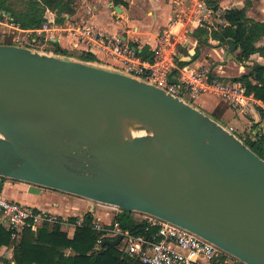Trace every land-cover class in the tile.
Returning <instances> with one entry per match:
<instances>
[{"label":"water","instance_id":"obj_1","mask_svg":"<svg viewBox=\"0 0 264 264\" xmlns=\"http://www.w3.org/2000/svg\"><path fill=\"white\" fill-rule=\"evenodd\" d=\"M0 177L155 216L264 264V158L190 102L123 72L0 43Z\"/></svg>","mask_w":264,"mask_h":264},{"label":"built area","instance_id":"obj_2","mask_svg":"<svg viewBox=\"0 0 264 264\" xmlns=\"http://www.w3.org/2000/svg\"><path fill=\"white\" fill-rule=\"evenodd\" d=\"M172 4L171 18L159 31L146 58L120 34H108L87 23L71 20L64 25H50L46 22L35 29L51 36L53 32H66L78 44H84L88 52L102 51L121 61L123 73L161 87L191 104L202 95H214L238 109L247 107L254 101V94L248 92L243 80L218 76L206 64L195 68L178 64V59H182L180 49L193 38L195 26L206 23L218 27V9L209 0H172ZM139 214L144 219L132 225L141 227L143 234L123 229L116 219L105 223L93 217L92 228L99 233L94 249L102 250L105 240L122 235L117 245L119 250L140 264H232V255L195 233L155 216ZM61 220L57 214L8 199L0 192V223L11 230L14 239L27 228L33 231L39 224Z\"/></svg>","mask_w":264,"mask_h":264},{"label":"crops","instance_id":"obj_3","mask_svg":"<svg viewBox=\"0 0 264 264\" xmlns=\"http://www.w3.org/2000/svg\"><path fill=\"white\" fill-rule=\"evenodd\" d=\"M72 12L62 13L63 22L57 23L59 12L57 9L46 8L45 18L50 25L66 24L75 20L79 23H87L108 34H120L128 43L139 48L143 57L150 56L151 48L156 43V38L161 28L169 21L172 15V0H71ZM218 6L217 24H227L224 13L229 9L246 10L248 18L264 22V0H215ZM121 11H117L116 6ZM11 13L0 11V43L29 46L33 49L62 55L68 59L85 61L81 58L83 53H90L84 44H78L76 38L66 32L37 31L35 28H21L11 22ZM54 38V39H53ZM257 47L264 46V36L255 44ZM197 46V39L192 38L187 45L180 50L189 51L191 47ZM65 51V53H63ZM240 49L230 50L229 45L213 48L204 44L200 45V55L195 61L185 65L190 68L198 67L201 64L208 65L215 74L224 77H240L252 72L254 66L264 67V54L256 52L248 59L240 61L237 57ZM95 56L96 60L88 62L96 66L104 67L114 71L123 72L122 62L116 58L109 57L106 53L99 51ZM87 62V61H85ZM252 85H261V82L253 76L249 77ZM211 96L214 99L209 103L205 97ZM244 109H238L230 103L214 95H202L196 99L193 105L205 113L212 116L225 127L232 129L243 140L264 135V100L257 98ZM235 114V122H231L230 114ZM233 114V113H232ZM222 119H228V124H224ZM239 122L243 123L239 126ZM0 192L11 200L19 201L23 204L45 209L48 212L61 217L58 223L39 224L34 233L47 226L53 229L59 226L61 231L72 238L76 228L84 222V216L90 212L93 217L100 218L105 223H112L117 214L113 212L100 213L95 205L87 203V199H75L68 193L45 188L23 181L5 179L0 180ZM108 214L109 219H104ZM70 218H76L75 221ZM81 222V223H78ZM17 238H12L9 246L0 248V264H15L14 249L18 242ZM66 255H73L75 252L71 248L64 249ZM4 257V258H3Z\"/></svg>","mask_w":264,"mask_h":264},{"label":"trees","instance_id":"obj_4","mask_svg":"<svg viewBox=\"0 0 264 264\" xmlns=\"http://www.w3.org/2000/svg\"><path fill=\"white\" fill-rule=\"evenodd\" d=\"M119 2V0H115ZM251 0L247 3L250 4ZM209 3L218 8L215 0ZM26 10L14 11L7 0H0V11L11 13V22L21 28H39L43 23L48 22L45 18L46 8L57 9L59 16L57 22H63L62 13H71V0H28ZM227 22L225 25L213 27L206 23L197 25L193 29V37L197 39L196 54L192 61L200 55V45L217 48L226 44L232 39L240 49L237 57L240 61L248 59L252 54L261 52L264 54V46L257 47L256 42L264 36V22H258L247 17L245 8L229 9L224 13ZM188 54V51H185ZM65 53V51H63ZM81 58L87 62L96 60L90 53H83ZM191 61V62H192ZM189 61L178 59V64L182 67L189 64ZM250 76L259 80L261 85H252ZM243 80L247 85L249 93H253L257 98L264 100V67L254 66L249 74L236 77ZM251 148L264 158V135L248 139L246 141ZM0 180L5 178L0 177ZM130 211L121 210L116 216L117 222L123 229H130L135 234H143L141 227H134L130 221ZM75 221L76 218H70ZM93 216L88 212L84 217V222L76 228L72 238L67 233L61 231L59 226L53 229L45 226L34 234L32 229L27 228L22 233L20 241L14 249L15 264H140L124 256L118 246L104 245L102 250L96 251L95 244L99 237L92 228ZM12 241L11 230L0 223V248L9 246ZM74 250L73 255H66L64 249ZM237 264H243L241 262Z\"/></svg>","mask_w":264,"mask_h":264},{"label":"rangeland","instance_id":"obj_5","mask_svg":"<svg viewBox=\"0 0 264 264\" xmlns=\"http://www.w3.org/2000/svg\"><path fill=\"white\" fill-rule=\"evenodd\" d=\"M7 4L14 10V11H17V12H19V11H23V10H26V8H27V4H28V0H7ZM194 47V46H193ZM192 48V47H191ZM200 49V48H199ZM190 50V49H189ZM235 53H236V50H235ZM180 54L182 55V58L183 57H187L188 55H189V51H188V54H186V52H182V50H180ZM205 99L207 100V101H209V103H212L213 101H214V99L215 98H213V97H209V96H207V97H205ZM197 103V101L195 100L194 101V103ZM233 113V114H232ZM232 113L230 114V116H231V118H230V120H231V122H235L236 121V119H235V114H234V112L232 111ZM222 122L224 123V124H228V122H229V120L228 119H222ZM239 124V126H241L243 123H241V122H239L238 123ZM5 179H7V178H5ZM69 195H71L70 197H72V198H75V199H80L78 196H75V195H72V194H69ZM83 199H85V198H83ZM85 201H88L87 203H92V204H94L95 205V208H96V210H98L100 213H104V212H113V213H115V214H119L120 213V211H121V209L119 208V207H111V205H107V204H103V203H99V202H96V201H92V200H89V199H87V200H85ZM102 205V206H101ZM111 217V215L110 214H108L107 216H105V218L104 219H109ZM142 219H144V215L143 214H139L138 212H131V214H130V221L132 222V223H134V222H136V221H141ZM4 226V225H3ZM37 233V232H36ZM36 233H34V234H36ZM21 237L22 236H19V238L17 239V240H15L16 242H19L20 241V239H21ZM124 244V243H123ZM4 258V257H3ZM231 260V262H232V264H237V263H239V260H237L235 257H233V258H231L230 259Z\"/></svg>","mask_w":264,"mask_h":264},{"label":"bare ground","instance_id":"obj_6","mask_svg":"<svg viewBox=\"0 0 264 264\" xmlns=\"http://www.w3.org/2000/svg\"><path fill=\"white\" fill-rule=\"evenodd\" d=\"M102 206V205H101ZM111 207H114L115 208V206H111Z\"/></svg>","mask_w":264,"mask_h":264}]
</instances>
